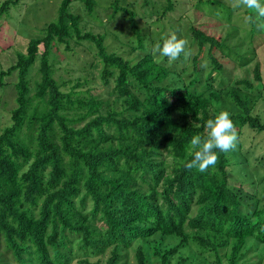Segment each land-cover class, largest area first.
Returning <instances> with one entry per match:
<instances>
[{
    "label": "trees",
    "instance_id": "trees-1",
    "mask_svg": "<svg viewBox=\"0 0 264 264\" xmlns=\"http://www.w3.org/2000/svg\"><path fill=\"white\" fill-rule=\"evenodd\" d=\"M73 1L61 0L43 35L0 68V88L16 77V104L0 129V264H119L130 251L135 264H263L264 153L244 147L249 135L264 132L251 99L264 94L263 75L256 64L255 81L224 77L225 41L196 21L207 5L227 21L242 6L198 0L179 15L182 0H144L153 19L146 29L134 8L112 0V17L126 16L135 35L131 52H144L133 60L108 51L104 36L83 32ZM81 1L94 11L96 0ZM19 2L5 0L0 19ZM170 33L186 40L190 55L156 63L152 49ZM72 39L96 44L106 99L88 78L56 77L55 48ZM37 62L40 78L32 83ZM223 97L239 109L229 112L235 152L216 150L204 172L185 168L191 136L206 135ZM168 238L177 243L165 245Z\"/></svg>",
    "mask_w": 264,
    "mask_h": 264
},
{
    "label": "rangeland",
    "instance_id": "rangeland-1",
    "mask_svg": "<svg viewBox=\"0 0 264 264\" xmlns=\"http://www.w3.org/2000/svg\"><path fill=\"white\" fill-rule=\"evenodd\" d=\"M4 1L0 0V6ZM197 1L182 0L183 3L180 10H178V14H182L184 8L188 9L189 12L194 11ZM219 1L225 2V5L231 8H235L237 5L242 7L240 10H235L236 15L227 21L221 17L220 8H216L215 5H210L211 7L209 8L207 5L203 7V10L198 11L196 21L206 32L219 36L220 39L225 41L224 50L228 55L224 56V60L227 63L224 77L228 79L232 77V83H235L234 80L240 78H248L255 81L253 69L258 64L264 80V29H260L254 22L257 35L254 37V41L250 40L248 33L250 28H252V24L250 16L245 12L247 8L240 3V0ZM96 2L95 9L91 13L88 12L84 2L81 0H75L71 4V10L82 16L80 21L82 31L92 32L97 36H104L108 51L119 52L126 58L133 60L142 57L144 52L141 50L131 52L133 45L136 43L134 41L135 35L127 17L120 12L115 17H112L113 8L110 6L112 0H96ZM143 2L144 0H122L123 4L136 10L140 27L147 29L148 23L153 19L147 16L148 8L143 5ZM60 3L61 0H20L18 5L15 6L13 4L10 13L0 19V46L4 47L0 57V68H7L12 62H15L17 49L25 50L27 40L43 35L42 28L50 21L56 19ZM74 40L76 39H72L68 48L65 43H61L55 48V53L57 54L56 77L73 82L77 78L82 80L88 78L91 81L89 86H91L93 92L106 99L109 97L110 87L103 84L101 78L100 72L103 63L97 56L98 48L96 44L91 39H83L80 43ZM40 48L43 50L42 46ZM198 48V44L194 43L192 46L193 54L197 53ZM247 60L248 62H246ZM241 63H244V65ZM38 68L39 62L30 70L29 78L32 83L40 78ZM15 80L14 74L7 79L11 83L5 89L0 88V129L5 124H8L10 109L16 104L12 84ZM245 93L246 91L243 90V94ZM251 99L255 103L254 112L260 114L264 119V94L262 96L253 95ZM220 109L231 113L239 111L238 107L227 97L222 98ZM245 130V133H250L249 129ZM244 147L251 150L257 147V153H264V132H253L252 136L249 135ZM234 150L232 148V151ZM233 160H235L234 157ZM232 169L234 172L232 179L238 182L240 170L236 166H232ZM244 180L248 182L247 179ZM90 207L91 203L88 202L87 208ZM156 239H159V237H156ZM175 243H177V240L174 238H168L164 241V244L169 246ZM187 252L189 250L184 251L186 254ZM249 256H253V253ZM72 264L76 263L73 262ZM119 264H135L133 253L131 251L126 253Z\"/></svg>",
    "mask_w": 264,
    "mask_h": 264
},
{
    "label": "clouds",
    "instance_id": "clouds-1",
    "mask_svg": "<svg viewBox=\"0 0 264 264\" xmlns=\"http://www.w3.org/2000/svg\"><path fill=\"white\" fill-rule=\"evenodd\" d=\"M240 3L250 10L257 26L264 29V0H240ZM185 45L184 38L170 33L153 47V59L156 63H160L167 58L171 63L182 53L187 57L190 55V50L186 49ZM205 127L207 129L205 136L195 134L189 140L188 151L191 159L183 161V166L187 169L195 168L199 172H204L209 166L215 165L218 157L216 150L227 152L235 147L237 135L228 111L220 110L214 114L212 118L206 120Z\"/></svg>",
    "mask_w": 264,
    "mask_h": 264
}]
</instances>
